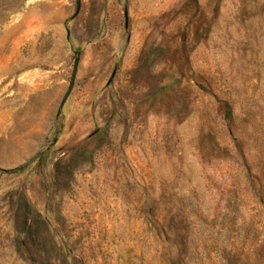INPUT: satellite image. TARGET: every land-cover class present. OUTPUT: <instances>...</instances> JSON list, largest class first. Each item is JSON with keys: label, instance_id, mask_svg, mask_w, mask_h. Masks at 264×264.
Instances as JSON below:
<instances>
[{"label": "rangeland", "instance_id": "374dc122", "mask_svg": "<svg viewBox=\"0 0 264 264\" xmlns=\"http://www.w3.org/2000/svg\"><path fill=\"white\" fill-rule=\"evenodd\" d=\"M0 264H264V0H0Z\"/></svg>", "mask_w": 264, "mask_h": 264}, {"label": "water", "instance_id": "95a60500", "mask_svg": "<svg viewBox=\"0 0 264 264\" xmlns=\"http://www.w3.org/2000/svg\"><path fill=\"white\" fill-rule=\"evenodd\" d=\"M76 69H77V60L74 62V65H73V70H72V75H71V81H70V84H69V87L62 99V102H61V105L64 103L66 97L68 96V94L70 93L72 87H73V84H74V79H75V72H76Z\"/></svg>", "mask_w": 264, "mask_h": 264}]
</instances>
